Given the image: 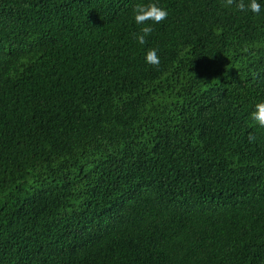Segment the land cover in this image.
Instances as JSON below:
<instances>
[{
  "label": "trees",
  "instance_id": "obj_1",
  "mask_svg": "<svg viewBox=\"0 0 264 264\" xmlns=\"http://www.w3.org/2000/svg\"><path fill=\"white\" fill-rule=\"evenodd\" d=\"M258 2L0 0V264H264Z\"/></svg>",
  "mask_w": 264,
  "mask_h": 264
},
{
  "label": "clouds",
  "instance_id": "obj_2",
  "mask_svg": "<svg viewBox=\"0 0 264 264\" xmlns=\"http://www.w3.org/2000/svg\"><path fill=\"white\" fill-rule=\"evenodd\" d=\"M224 7H232L241 12L250 11L259 15L262 11V5L258 0H223ZM134 21L140 27L139 32L133 33V37L139 44L147 43V38L154 32V25L165 21L169 12L165 7L160 6L156 2L138 3L133 9ZM151 22V23H149ZM158 49H149L146 54V62L154 67H159L160 57ZM250 119L259 127L264 128V102L257 103L255 110L250 114ZM256 137L249 135V141L254 142Z\"/></svg>",
  "mask_w": 264,
  "mask_h": 264
}]
</instances>
